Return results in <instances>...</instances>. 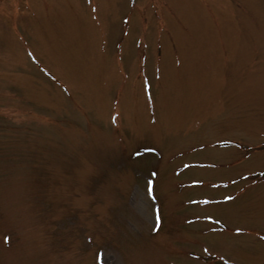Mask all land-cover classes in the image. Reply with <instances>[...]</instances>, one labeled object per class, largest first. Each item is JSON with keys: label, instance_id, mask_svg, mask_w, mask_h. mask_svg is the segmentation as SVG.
I'll return each mask as SVG.
<instances>
[{"label": "rangeland", "instance_id": "obj_1", "mask_svg": "<svg viewBox=\"0 0 264 264\" xmlns=\"http://www.w3.org/2000/svg\"><path fill=\"white\" fill-rule=\"evenodd\" d=\"M0 264H264V0H0Z\"/></svg>", "mask_w": 264, "mask_h": 264}, {"label": "snow or ice", "instance_id": "obj_2", "mask_svg": "<svg viewBox=\"0 0 264 264\" xmlns=\"http://www.w3.org/2000/svg\"><path fill=\"white\" fill-rule=\"evenodd\" d=\"M237 231H241V229H237Z\"/></svg>", "mask_w": 264, "mask_h": 264}]
</instances>
